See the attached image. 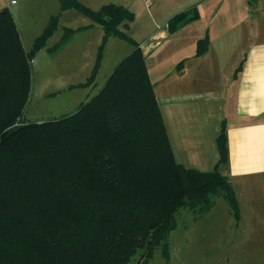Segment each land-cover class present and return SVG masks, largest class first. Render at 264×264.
<instances>
[{
    "label": "trees",
    "instance_id": "16d2710c",
    "mask_svg": "<svg viewBox=\"0 0 264 264\" xmlns=\"http://www.w3.org/2000/svg\"><path fill=\"white\" fill-rule=\"evenodd\" d=\"M110 37L133 48L99 91L70 114L25 121L31 62L8 9L0 10V264H138L167 239L176 215L200 217L222 196L237 211L227 176L177 163L156 101L144 55L128 28L134 13L115 3L93 10L80 0H58ZM198 15L195 6L174 14V31ZM50 18L42 39L56 27ZM84 27L63 28L55 50ZM207 39L198 41L202 53ZM102 48V46H101ZM219 163L227 160L224 129Z\"/></svg>",
    "mask_w": 264,
    "mask_h": 264
},
{
    "label": "crops",
    "instance_id": "0c3cea01",
    "mask_svg": "<svg viewBox=\"0 0 264 264\" xmlns=\"http://www.w3.org/2000/svg\"><path fill=\"white\" fill-rule=\"evenodd\" d=\"M80 1L93 10L115 3L134 13L127 29H146L132 38L144 55L175 161L201 171L217 167L239 199H256L260 231L254 233L264 244V0ZM193 6L197 17L171 31L169 19ZM85 24L103 35L91 19ZM205 38L206 49L197 53ZM221 128L227 160L219 163ZM217 216L199 219L202 236L214 230Z\"/></svg>",
    "mask_w": 264,
    "mask_h": 264
},
{
    "label": "rangeland",
    "instance_id": "374dc122",
    "mask_svg": "<svg viewBox=\"0 0 264 264\" xmlns=\"http://www.w3.org/2000/svg\"><path fill=\"white\" fill-rule=\"evenodd\" d=\"M58 3V0H15L14 3L0 0V10L10 11L22 47L30 57L32 75L29 99L22 116L25 121L41 122L75 112L99 91L113 67L133 48L129 41L119 37H110L103 43V35L98 31L101 29L88 30L89 27L71 35L55 50L63 28L76 29L90 22L74 8L62 11ZM53 16H57L56 27L37 42ZM139 28L133 25L130 30H123L137 39L134 34L146 30ZM234 193L236 212L222 196L216 197L211 209L200 217L181 208L176 215V227L167 239V256L161 253L163 247L158 246L152 257L142 264H263L264 244L258 242L262 237L254 233L260 231L259 226H255L259 223L255 213L261 206L256 199L250 197L253 201L250 203L249 198L242 200L235 190ZM209 213L218 216L212 224L214 230L204 237L199 231V219ZM249 213L242 221L241 217ZM224 224L228 226L227 232L219 230ZM140 254L141 250L127 264H138Z\"/></svg>",
    "mask_w": 264,
    "mask_h": 264
},
{
    "label": "built area",
    "instance_id": "2783aa9c",
    "mask_svg": "<svg viewBox=\"0 0 264 264\" xmlns=\"http://www.w3.org/2000/svg\"><path fill=\"white\" fill-rule=\"evenodd\" d=\"M12 3H14V1H11Z\"/></svg>",
    "mask_w": 264,
    "mask_h": 264
}]
</instances>
